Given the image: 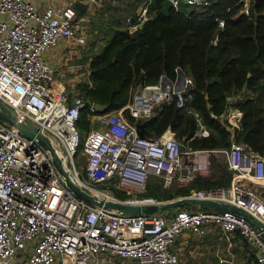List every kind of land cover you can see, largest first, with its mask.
Listing matches in <instances>:
<instances>
[{"label": "built area", "instance_id": "obj_1", "mask_svg": "<svg viewBox=\"0 0 264 264\" xmlns=\"http://www.w3.org/2000/svg\"><path fill=\"white\" fill-rule=\"evenodd\" d=\"M105 1L84 0L89 11ZM168 1L177 9L201 10L212 0ZM147 9L144 3L128 17L129 27H140L148 18ZM78 11L73 4L39 10L32 0H0V101L18 121L31 122L59 142L81 185L114 200L130 204L171 200L144 194L151 177L159 178L164 189L185 186L207 174L214 160H224L233 176L229 185L191 188L180 197L234 205L259 224L230 208L178 207L141 216L109 213L70 191L49 153L0 120V264H101L99 255L105 252L138 264H178V255L171 250L175 240L184 231L202 236L207 224L219 226L229 243L238 231L255 250L256 261L264 264V195L257 190L260 185L264 189V153L243 142L220 149L192 148L172 132L140 136L137 125L124 115L128 110L136 120L148 119L172 101L185 107L192 84L187 74L178 88L177 74L174 78L161 74L157 82L138 87L118 110L98 113L92 103L89 113L100 126L92 128L80 146L77 122L86 99L82 93L71 95L44 56L61 38L86 43ZM242 11L248 14V0ZM193 114L200 125L195 134L208 135L199 112ZM80 148L86 156L83 172L77 161Z\"/></svg>", "mask_w": 264, "mask_h": 264}, {"label": "trees", "instance_id": "obj_2", "mask_svg": "<svg viewBox=\"0 0 264 264\" xmlns=\"http://www.w3.org/2000/svg\"><path fill=\"white\" fill-rule=\"evenodd\" d=\"M244 2L212 0L201 10H186L175 8L168 0H146L148 18L133 32L119 13L109 15L102 30L105 43L89 64V82L77 84L86 99L77 122L80 133L92 103L106 105V111L118 110L132 99L138 87L157 82L161 74L174 78L180 68L192 79L188 89L191 98L185 107L172 101L141 121L124 111L130 121L143 123V136L174 132L192 148H228L229 124L221 118L230 104L229 96L245 89L249 93L234 102L242 112L236 139L263 154L264 0H248V14L242 11ZM137 5L132 4V16ZM78 14L83 12L79 10ZM193 111L199 112L210 129L208 135H195ZM83 142L81 136V147ZM222 169L223 177H227ZM155 178L149 179L145 195L153 196L147 192L153 190L150 180ZM194 184L210 187L202 186L198 179ZM191 187L177 189L176 195L188 194Z\"/></svg>", "mask_w": 264, "mask_h": 264}, {"label": "crops", "instance_id": "obj_3", "mask_svg": "<svg viewBox=\"0 0 264 264\" xmlns=\"http://www.w3.org/2000/svg\"><path fill=\"white\" fill-rule=\"evenodd\" d=\"M32 1L39 10H42L46 6H54L56 8H60L66 4L75 5L77 2L85 4L84 0ZM185 9L189 10L193 8L185 7ZM88 11V8H86L85 6L84 10L81 11L83 12L82 15L86 14ZM128 29L130 32L136 30L135 28L129 27V25ZM86 37V43L83 45L77 44L74 40L71 39L61 38L55 46L47 49L44 52L45 58L55 69L56 77L58 79L61 78V83L63 82L64 84H66V86L71 89V91L73 90L72 88H74L77 82L85 78L83 77V75L86 72L87 75L89 74V64L92 57L99 52V50L105 43V37L103 34L101 37H99V39L94 40V42H92L91 39L88 38V35H86ZM79 76H81V78H78ZM71 91H69L71 95L76 94L75 92ZM247 93H249V91L243 89L240 92L229 96L230 104L226 107L225 114L223 116V119H225L226 122L229 124L226 126V129L230 133L229 146L233 142H242L236 139V130L240 128L242 112L234 105V102L237 101L239 97H242L244 94ZM89 115L95 116L94 114L90 113ZM97 121L98 120L94 119V125L98 124ZM201 123L208 130L209 133L210 129L203 123L202 120ZM199 127L200 125L197 122V128L195 130V133L199 129ZM92 128H98V125L95 127H91L86 132L88 133ZM216 162L217 160L213 162V166L207 174L198 175L194 178L192 182L188 183L185 186L179 187L184 188L192 186L191 188H206L198 186L197 184L193 185L196 179L200 180L202 186L229 185L233 177L231 170L228 169L225 161L221 160V162L219 163L223 165L222 167H224L226 172L229 174L227 175V177H223L225 176V174H223V169L220 168L221 166H217ZM224 164L226 167L224 166ZM260 186L263 187L262 185ZM260 191L264 195V189L263 191ZM180 196L182 195H178L177 197ZM215 203L218 205L216 206L200 203H187L182 205L181 207L187 209H223V207L221 206L222 203ZM174 209L176 208H171L169 210L156 213H170ZM230 237L231 242L229 243L225 239L223 232L219 226L215 224H207L206 233L202 236L192 233L190 231H184L175 240V242L171 246V250L178 255V264H260L256 261L255 250L251 248V246L245 241V239L241 236L238 231L233 232ZM99 258V260L102 262L101 264H136L134 259L123 258L109 252L100 254ZM54 264H58V262H55Z\"/></svg>", "mask_w": 264, "mask_h": 264}, {"label": "water", "instance_id": "obj_4", "mask_svg": "<svg viewBox=\"0 0 264 264\" xmlns=\"http://www.w3.org/2000/svg\"><path fill=\"white\" fill-rule=\"evenodd\" d=\"M77 10L83 11L85 8V4L81 2H77L75 5ZM186 73L184 70L179 69L177 73V82L175 83V87L178 88L180 84L184 81ZM94 108L98 113L107 112V106L99 103H95ZM223 119V117L221 118ZM0 120L7 122L10 125H14L24 136L28 138H32L36 140L39 145L45 149L61 178L62 183L72 191L76 196L86 200L92 205L99 207L109 213L121 215V216H141V215H149L156 212H163L169 210L171 208H178L187 203H200L207 205H218L210 200L196 199V198H188V197H177L171 200L162 202L160 204H130L123 201L114 200L108 197H105L89 188L84 187L79 183V181L75 178L73 173L70 170V165L68 160L66 159L64 153L61 151V145L59 142L49 133L45 131H41L35 125L28 121H18L16 119L13 111L4 103L0 101ZM138 134L143 136V123L137 122ZM58 145V147H57ZM60 147V149H59ZM221 206L223 209L230 208L232 210L238 211L244 214L249 219H252V222L255 224H259L258 221L252 218L251 214L237 208L234 205L222 203ZM264 236V232H263Z\"/></svg>", "mask_w": 264, "mask_h": 264}, {"label": "rangeland", "instance_id": "obj_5", "mask_svg": "<svg viewBox=\"0 0 264 264\" xmlns=\"http://www.w3.org/2000/svg\"><path fill=\"white\" fill-rule=\"evenodd\" d=\"M145 1L146 0H106L104 2V4L102 6H100L99 8H97L96 10L88 11L86 14L81 15L83 18V24H84V27L86 30V35H88V38H90L92 42H94V40L99 39V37L102 36V30L107 23L106 18L111 14H118L119 13L121 17L123 16V18H122L123 23L128 25L129 23L127 22V18L133 15V12H131V10L133 9L132 4L133 3L138 4L135 8V12H136V10H138L142 6H144ZM83 77H85V78L80 80L79 82L76 81L77 82L76 84L81 83V82H89V74L87 75V72L83 75ZM78 78H81V76H79ZM76 84L74 86L75 89L72 88L73 89L72 91L67 86L66 87L71 92L81 93V91H79L77 89ZM124 111L129 114L128 110H124ZM87 118H88L87 124L83 128V131L81 132V136H82L83 140H84V137L87 133L86 131H88L91 127H95L97 125H98V127L100 126V121H97L98 124L94 125V119L99 120L96 116H91L88 114ZM57 147H58V145H57ZM59 149H60V147H59ZM61 151L64 153L62 147H61ZM77 161L79 162V165L81 167V171L83 172V168L86 166V156L84 155L81 148H80L78 156H77ZM219 162H221V160H217L216 163L220 164ZM217 166H220V165H217ZM220 168H223L222 165ZM150 182L154 185L152 188L153 190H151V191L148 190L147 193L157 197L160 200H167L166 198L173 199V198L177 197L176 191H177V189L181 188V187L177 186L176 184H174L169 189H163L161 187L159 178L151 179ZM149 184L150 183H148V187H149ZM257 188H258L257 189L258 191H260V190L263 191L262 187L259 186ZM169 194H171V195H169ZM136 264H137V262H136Z\"/></svg>", "mask_w": 264, "mask_h": 264}]
</instances>
